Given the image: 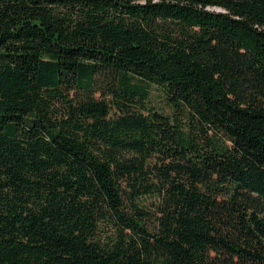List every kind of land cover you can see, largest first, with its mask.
<instances>
[{
	"label": "trees",
	"instance_id": "obj_1",
	"mask_svg": "<svg viewBox=\"0 0 264 264\" xmlns=\"http://www.w3.org/2000/svg\"><path fill=\"white\" fill-rule=\"evenodd\" d=\"M0 264H264V0H0Z\"/></svg>",
	"mask_w": 264,
	"mask_h": 264
},
{
	"label": "rangeland",
	"instance_id": "obj_2",
	"mask_svg": "<svg viewBox=\"0 0 264 264\" xmlns=\"http://www.w3.org/2000/svg\"><path fill=\"white\" fill-rule=\"evenodd\" d=\"M152 93H151V99L152 101L149 103L150 105H154L158 108L160 107H166L168 112H172V109L166 104L165 98L160 90L157 89L156 86L152 87Z\"/></svg>",
	"mask_w": 264,
	"mask_h": 264
}]
</instances>
